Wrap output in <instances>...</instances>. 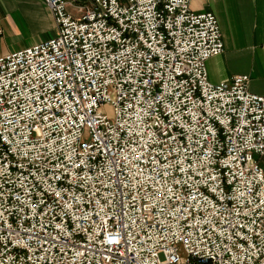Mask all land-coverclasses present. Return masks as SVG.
<instances>
[{
    "label": "built area",
    "instance_id": "obj_1",
    "mask_svg": "<svg viewBox=\"0 0 264 264\" xmlns=\"http://www.w3.org/2000/svg\"><path fill=\"white\" fill-rule=\"evenodd\" d=\"M0 56V264H264V95L209 80L191 0H44Z\"/></svg>",
    "mask_w": 264,
    "mask_h": 264
},
{
    "label": "crops",
    "instance_id": "obj_2",
    "mask_svg": "<svg viewBox=\"0 0 264 264\" xmlns=\"http://www.w3.org/2000/svg\"><path fill=\"white\" fill-rule=\"evenodd\" d=\"M190 7L213 12L221 27L224 51L207 60L209 80L248 74L250 91L264 95V0H191ZM51 33H57L56 24L44 0H0V56Z\"/></svg>",
    "mask_w": 264,
    "mask_h": 264
},
{
    "label": "rangeland",
    "instance_id": "obj_3",
    "mask_svg": "<svg viewBox=\"0 0 264 264\" xmlns=\"http://www.w3.org/2000/svg\"><path fill=\"white\" fill-rule=\"evenodd\" d=\"M55 35V33H51L50 36H48V38L53 37ZM46 39V38H45ZM261 162L264 165V157L260 158Z\"/></svg>",
    "mask_w": 264,
    "mask_h": 264
}]
</instances>
